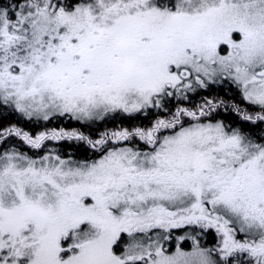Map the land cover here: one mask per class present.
I'll return each instance as SVG.
<instances>
[{
  "label": "snow or ice",
  "instance_id": "1",
  "mask_svg": "<svg viewBox=\"0 0 264 264\" xmlns=\"http://www.w3.org/2000/svg\"><path fill=\"white\" fill-rule=\"evenodd\" d=\"M0 264H264V0H0Z\"/></svg>",
  "mask_w": 264,
  "mask_h": 264
}]
</instances>
